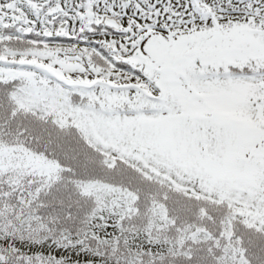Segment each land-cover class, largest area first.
Listing matches in <instances>:
<instances>
[{
	"label": "snow or ice",
	"instance_id": "1",
	"mask_svg": "<svg viewBox=\"0 0 264 264\" xmlns=\"http://www.w3.org/2000/svg\"><path fill=\"white\" fill-rule=\"evenodd\" d=\"M0 264H264V0H0Z\"/></svg>",
	"mask_w": 264,
	"mask_h": 264
}]
</instances>
